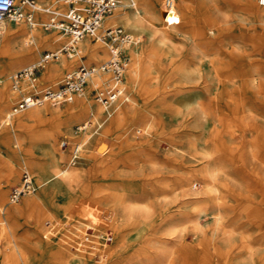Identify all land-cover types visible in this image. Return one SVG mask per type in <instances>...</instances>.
<instances>
[{
  "label": "bare ground",
  "instance_id": "obj_1",
  "mask_svg": "<svg viewBox=\"0 0 264 264\" xmlns=\"http://www.w3.org/2000/svg\"><path fill=\"white\" fill-rule=\"evenodd\" d=\"M162 1L116 0L117 6L104 17L103 24L110 26L104 23L105 19L119 24L132 37L121 45L129 55L124 71L125 87L122 81L121 92L113 100H93L90 96L93 85L106 84L107 75L110 78L106 86L113 83L108 71H94L87 79L86 91L72 97L61 109L44 102L20 109L18 113L8 111L10 102L16 99L11 83L10 87L8 85L10 72L30 65L39 51L47 47L57 52L58 58L44 65L40 79L57 82L64 69L74 70L79 61L95 67L97 63L100 65L108 57L107 46L102 41L92 42L88 36L75 42L68 38L57 19L65 12V0H34V6L17 0L16 9L30 11V18L17 19L11 15L0 21V59H3L0 61V148L15 154L18 146L39 188L34 194L22 195L19 203H7V185L15 180L19 164L15 158H0V240H3L0 264H30L26 253L30 231L18 228L22 216H32L36 230L45 235L59 230L62 241L89 256L97 253L102 256L104 250L116 246L135 230L140 221L154 218V213L160 216L155 227L162 232H173L177 228L178 215H185L196 230L227 231L222 222L221 167L204 149L192 152V140L186 131L154 133L152 127L159 124L163 128V110L196 112L201 119L209 117L207 107L205 109L193 96L191 89L225 87L226 71L238 70L240 47L233 46L231 50L227 46L230 43L224 36L227 16L217 6L218 0H171L173 14L166 13ZM232 1L238 4V0ZM246 2L255 17L264 19V3ZM192 18L194 24L181 28ZM48 28L53 31L46 32ZM173 32L182 36L181 44L188 40L187 50L172 41ZM68 44H73V51L62 52V47ZM239 71L243 78L238 87H259L258 68L250 64ZM174 78L180 79L183 87H166ZM236 90L237 87L222 90L225 96H221L220 101L225 104V100H232V112L237 118L254 116L247 102L235 96ZM136 100L142 105L135 106ZM218 119L222 126L223 115ZM80 120L79 126L84 130L74 134L70 127ZM107 120L117 125L118 134L113 136L108 154L96 158L89 171L85 167H73L70 157L55 146L56 136L66 134L73 140L75 153L84 149L91 157L99 138L98 127ZM46 121L48 126L41 132L33 127L26 129L25 137L13 132L15 128ZM127 122L130 125L125 127ZM221 129L218 140L222 133L231 132L224 127ZM163 132L165 136L160 135ZM37 149L40 158L36 156ZM95 171L99 172L97 179L89 176ZM88 176L93 178V184L87 181ZM78 188L81 194L76 191ZM59 196H64L61 204L56 202ZM207 203L212 205L210 210ZM76 208H81L86 218L56 230L54 220L61 211L68 213ZM206 212L211 220L202 227L199 218ZM242 248L249 250L244 240ZM257 251V264H264V250ZM57 258L60 260L62 256Z\"/></svg>",
  "mask_w": 264,
  "mask_h": 264
},
{
  "label": "rangeland",
  "instance_id": "obj_2",
  "mask_svg": "<svg viewBox=\"0 0 264 264\" xmlns=\"http://www.w3.org/2000/svg\"><path fill=\"white\" fill-rule=\"evenodd\" d=\"M164 1H162L163 8ZM217 6L227 16V30L224 35L230 42L227 46L229 49L233 46L240 47V50H238V70L226 71L224 75L225 87H192L191 92L193 96L199 99L200 103L205 106V109L207 107L206 111H208L209 117L201 119L196 112L190 114L183 110L174 112L163 110L161 122L163 128H160L159 124H155L152 127V131L159 133V131L166 130L164 131L166 134H168L167 131L169 130L186 131L192 140V152L196 153L198 149H204L211 154L214 161L221 167L223 171L224 196L222 203L224 217L222 222L226 226L227 231L212 232L207 228L196 230L192 228L191 223L187 221L185 215H178V220L175 223L177 228L173 232H162L159 231V228L155 227L160 222V216L154 213V218L149 219V221H140L135 230L126 234L116 246L104 250L102 256L98 253L89 256L81 250L72 247L67 241H62L59 230L45 235L36 230L32 216H22L19 219L18 228L20 231L28 229L30 231L29 245L26 249L30 264H257V250H264V19H259L251 13L246 0H238V4L232 0H218ZM60 15L62 16L57 17L58 20L63 18V14ZM104 23L110 26H120L119 24L108 23L106 19ZM194 23L192 18L185 21L181 28H186V26ZM197 24H200V22ZM122 29L125 28L122 27ZM52 31V28L46 30L48 33ZM181 37V35L174 32L171 36L172 41L176 45L183 47V50H187L189 48L188 40H185L181 44ZM103 44L106 47L105 43ZM44 51H52V49H48L47 47L42 48L33 62L37 61ZM82 59H85V57L83 56ZM0 61H3V59H0ZM250 64L258 68L261 73L259 76V87L242 89L238 87L243 78L239 70L243 66L249 67ZM79 65L90 66V64H84L79 61L74 68ZM23 67L25 66H20L10 72L7 77L9 87L11 74ZM67 71L68 69H64L60 73L57 82L40 79V73L38 88H57ZM109 78L110 75H107L106 84L104 83L103 86L108 84ZM122 81L125 87V75H123ZM166 87H183V85L180 79L174 78L166 84ZM231 87H237L235 96L247 102V105L255 112L254 116H242L243 119L241 117L237 118L238 116L236 117L233 114L231 108L233 101L227 99L225 100V104L223 101H220L221 96H225V92L222 90H228ZM125 91L126 89L123 93ZM222 92L223 94H221ZM129 93L131 92L129 91ZM90 96L93 100H96L92 92H90ZM15 101L10 102L8 111L15 104ZM135 102V106L139 107L142 105L138 100ZM66 104H68V101L54 104L53 106L61 109ZM221 115L224 117L222 126L221 122L218 121V117H221ZM188 118L190 119L188 120ZM81 122L82 120L72 123L70 129L74 134H79L80 131L84 130H78ZM244 122L245 124H243ZM48 123V121L34 122L25 128H15L13 132L25 137L26 129L29 130L33 127L36 131L40 130L41 132L48 126ZM129 125L130 122H127L125 127ZM93 127L94 125L91 126V128ZM222 127L231 130V132L222 133L224 137L221 136L218 140ZM98 129L99 138L94 143L95 150L91 157L85 154L84 149H81L76 153L73 161L71 158L74 147L73 140H70L66 134L56 136L55 146L66 157H70L73 167H85L89 171L96 158L108 154L111 149L113 136L118 134L117 125L112 121L101 122V126ZM164 132L160 135L165 136ZM10 136L15 146L11 130ZM63 141L66 142L64 146L61 145ZM15 149V154H9L10 152L5 148H0V158H15L19 164L15 180L7 185L6 201H8V193L11 187L19 183L21 174L25 169L30 173L36 184L34 175L25 164V159L21 156L22 153L18 146ZM129 149L132 150L133 147ZM38 150L35 153L37 158H40L41 153ZM98 174L99 172L95 171L94 175L89 173V176L97 179ZM89 176L87 177V181L93 184V178ZM38 190L39 188L36 184V189L28 192V195L34 194ZM76 191L81 194L80 188ZM63 201L64 196L56 198L58 204H61ZM206 206L209 210L212 208L211 203H207ZM168 210L172 209L168 208ZM84 213L81 208H76L68 213L61 211L57 219L54 220V228L59 229L60 227L72 226L76 220L80 218L84 220L86 218L83 216ZM210 220L211 215L207 212L199 218L202 227ZM147 222H150V224H147ZM169 224L171 223L169 222ZM243 240L249 245L247 252L242 248ZM2 244L3 240H0V248ZM57 256H62V259L57 260Z\"/></svg>",
  "mask_w": 264,
  "mask_h": 264
},
{
  "label": "built area",
  "instance_id": "obj_3",
  "mask_svg": "<svg viewBox=\"0 0 264 264\" xmlns=\"http://www.w3.org/2000/svg\"><path fill=\"white\" fill-rule=\"evenodd\" d=\"M17 0H0V21L13 15L17 19H29L30 11H19L16 9ZM21 3H28L34 6V0H19ZM66 9L63 18L60 20V27L68 38L75 42L78 38L88 36L93 41H102L106 44L108 57L98 66L79 65L74 70L67 71L63 80L57 88H38V77L40 70L51 59L58 58L55 51H44L40 58L27 65L10 76L11 88L16 92V101L12 106V112H17L33 105H40L44 102L59 104L70 100L75 95L84 92L87 79L97 70L108 71L113 83L110 86L93 85L90 92L98 101H107L117 98L121 92V82L124 71L128 65V56L122 49V43L130 41L131 35L120 26H104L105 16L110 15L117 6L116 0H65ZM261 2V0H260ZM164 7L167 14L174 13L171 0H165ZM73 44H68L62 48V52L73 51ZM22 82L26 85L23 86ZM78 130H82L78 126ZM62 146L66 142L61 143ZM76 157L73 147L72 160ZM36 189V184L32 176L27 171H23L19 183L12 186L8 193L7 203L19 201L25 193Z\"/></svg>",
  "mask_w": 264,
  "mask_h": 264
},
{
  "label": "snow or ice",
  "instance_id": "obj_4",
  "mask_svg": "<svg viewBox=\"0 0 264 264\" xmlns=\"http://www.w3.org/2000/svg\"><path fill=\"white\" fill-rule=\"evenodd\" d=\"M261 3H264V0H261Z\"/></svg>",
  "mask_w": 264,
  "mask_h": 264
}]
</instances>
